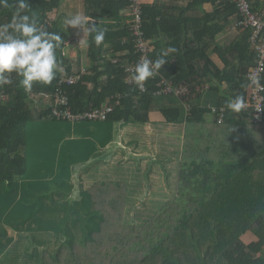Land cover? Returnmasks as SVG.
<instances>
[{
    "label": "trees",
    "instance_id": "trees-1",
    "mask_svg": "<svg viewBox=\"0 0 264 264\" xmlns=\"http://www.w3.org/2000/svg\"><path fill=\"white\" fill-rule=\"evenodd\" d=\"M204 1L191 0L188 8ZM8 3L14 5L15 0ZM28 3L39 20L38 26L60 34L64 45L58 51L61 63L50 85L34 84L26 93L18 86L20 78L13 74L12 85L0 86V179L16 178V182L28 170L30 122L65 120L53 113L58 89L67 94L73 111L94 109L104 103L114 105L109 118L112 121L145 123L152 103L159 100L154 79L148 80L145 93L129 82L127 68L137 59L130 27L107 24L119 18L123 10H131V0H83L85 14L105 31V42L100 47L95 46L91 36L87 38L91 65L85 72L76 68L66 52L75 43L59 22L61 0ZM13 11L14 7H0V21L3 18L5 24L9 23ZM142 12L144 32L155 48L151 60L167 53L168 62L158 74L171 80L176 89L187 87L179 97L192 107L186 119L178 195L145 223H130L125 219L128 184L97 182L87 189L80 207L74 206L76 201L69 203V209L64 210L66 223L52 221L59 241L42 238L37 243L45 247L33 254L24 251L20 263L264 264V120L254 124L249 112L237 113L225 106L237 95L246 100L249 83H233L229 97L219 95L216 105L225 108V119L223 123L205 124L203 116L211 110L197 100L203 95L213 63L207 58L205 69L199 72H192L188 66L190 60L205 56L204 50L199 52L202 43L189 47L188 29L182 20L166 16L155 4L142 5ZM161 34L163 45L158 43ZM169 48L177 51L169 53ZM214 74L220 83L221 74ZM72 75L81 77L74 84L61 83ZM211 92L217 95L220 89ZM184 108L165 106L160 110L168 121H182ZM208 129L213 134L206 139ZM208 148L213 153L205 152ZM53 206L58 209L55 202ZM71 218L74 220L69 222Z\"/></svg>",
    "mask_w": 264,
    "mask_h": 264
},
{
    "label": "crops",
    "instance_id": "crops-1",
    "mask_svg": "<svg viewBox=\"0 0 264 264\" xmlns=\"http://www.w3.org/2000/svg\"><path fill=\"white\" fill-rule=\"evenodd\" d=\"M140 2L142 5L155 4L166 16L179 17L183 22V26L188 29L186 43L189 47L196 46L198 41L202 43L203 47L199 52L203 53L204 50L205 56L197 60H190L188 66L192 72H199L205 69L207 58L213 63L209 66L211 72L205 78L203 95L197 100L198 104L207 106L211 110L204 114L203 120L205 124L212 125L217 121L214 108H224L216 105V98L219 95L229 97L228 89H231L233 83L247 81L246 76L255 64L253 54L255 51L250 39V29L236 27L235 23L238 15L232 0H205L202 4L190 8L188 7L191 0H140ZM252 6L254 10L262 11L264 0H252ZM186 8H188L187 11H182ZM76 13L86 15L83 0H61L59 22L62 23L63 27H65L63 23L65 17ZM132 19V11L127 9L121 12L119 18L113 21L109 20L107 24L129 26ZM2 23L5 24L3 21ZM67 30H70V38L75 43L67 47L68 57L72 59L76 68L85 71L90 66L85 65L84 56L81 55L83 50L87 51V45L79 43L83 33L71 27ZM194 33H197V36H194ZM145 37L150 46L154 48L152 40L146 34ZM158 40L159 45H163V34L159 36ZM110 54L111 51L109 50L108 55ZM214 72L221 74L220 83ZM158 75L163 77L160 74ZM214 88L220 89L217 95L211 92ZM186 89L187 87H182L179 90ZM179 94L157 93L159 98L166 97L170 99V97H173V104L165 105L166 103L160 100L161 98L153 102L149 119L145 123L134 120L112 121L108 119L106 121L72 123L73 128L69 125L58 126L57 128H62L61 133L63 135L60 145L56 140L55 142L56 147L61 149V157L54 160L59 163L62 162L63 166L54 165V168H65V162L68 159L63 154H75L78 159L82 154L90 152L94 156L92 159L89 156V158L82 161L83 164H86L83 169L87 171L86 169L92 168L97 173L90 180L89 177L86 180L87 182L84 181V176L77 179L76 186L80 196L70 194L63 196L62 201H59L58 197L55 196L53 199L54 196L48 193L50 198L48 207L43 209V212H49L51 222L45 224L44 227L51 228L52 218L54 215L57 217L59 212L62 213V218L66 217L64 210L69 209L70 202L85 201V192L97 182H124L128 184L125 219L130 223H145L148 219L154 217L168 202L174 200L178 195L181 183L180 172L183 164L186 119L192 108L190 103L180 101ZM179 105L185 107L182 121H168L160 110L165 106L175 107ZM43 128L47 130L44 131V133H47L45 137L49 138L50 133H53L49 125L44 124ZM118 130L119 134L122 135L119 141L117 140ZM137 132H140L141 136L136 141L133 134ZM66 134L67 139H65ZM211 134H213L212 130L208 129L205 131V138L208 139ZM73 136L76 138H73ZM40 139L39 135H32L31 133L30 141L28 127V148L30 143ZM117 145L122 147H117ZM33 148L36 149V147ZM210 148H208V151L205 149V152L211 151ZM127 152L133 154L127 157ZM134 155L138 156L142 163L141 168L138 170L130 163V160L133 161ZM33 158L30 162L27 153V173L17 182L16 178L13 181L0 179V264H16V248L21 245L22 239H20L19 232L16 230V186H20V182L25 180L33 192L32 198H39L47 190L45 187L50 188L53 181L58 182L61 186L71 185L73 182L69 179L64 180L62 173L57 180H52L50 175H43L44 171L51 173V163L45 161V158L37 160L35 155ZM66 171H68V168ZM141 171L147 172V179H144L141 175L139 176ZM34 202L37 201L31 200V214L38 219L39 224L36 225L38 228V226H43L42 219H44V215L41 214V210H38L39 207H34ZM53 202L57 204L58 209L53 206Z\"/></svg>",
    "mask_w": 264,
    "mask_h": 264
},
{
    "label": "clouds",
    "instance_id": "clouds-1",
    "mask_svg": "<svg viewBox=\"0 0 264 264\" xmlns=\"http://www.w3.org/2000/svg\"><path fill=\"white\" fill-rule=\"evenodd\" d=\"M0 7H14L10 22L0 25V86L12 85L13 74L20 78L18 86L26 93L32 90L34 84L50 85L61 63L58 51L62 50L64 39L60 34L38 26L39 20L28 0H15L14 5H10L8 0H0ZM63 23L66 28L71 27L83 33L79 43L87 45L89 36L96 47L105 42V31L89 16L76 13L65 17ZM176 51L175 48L168 49L169 53ZM166 55L164 53L155 60L143 59L136 64L132 82L141 91H146V82L168 62ZM251 83L264 91V84H261L259 77L252 79ZM225 106L239 113L246 107L245 97L237 95L227 100Z\"/></svg>",
    "mask_w": 264,
    "mask_h": 264
},
{
    "label": "rangeland",
    "instance_id": "rangeland-1",
    "mask_svg": "<svg viewBox=\"0 0 264 264\" xmlns=\"http://www.w3.org/2000/svg\"><path fill=\"white\" fill-rule=\"evenodd\" d=\"M72 1H76V0H72ZM3 19V18H2ZM2 19L0 21V24L3 25L2 23ZM3 21H6V19H3ZM66 31H68L70 33V30H67L68 28H66ZM84 56V61H85V65H91V61L87 56V51L83 50L82 54ZM161 98V97H160ZM159 98V99H160ZM160 100H162L163 102H165V105H171L173 104L172 100L173 97H170V99H167L166 97L161 98ZM77 122H82V121H70V120H59V119H50V120H46V121H32L30 122V126H29V134H30V141H31V133L32 135H39L41 137L40 140H34L32 143H30V146L28 148V155H29V161L32 162V160L34 159V155L35 158L37 160L43 159L45 158V161H48V163H51V173H47L46 171H44L43 175H50V177L52 178V180H57L58 178H60L61 173H62V177L64 180H72V184H68L65 186H61L58 182L53 181V183L51 184V189L49 187H45L47 190L44 191V195L37 198L34 197L32 198V194L33 192L30 190V187L27 185L26 182H20V186H16V230L19 232V236L21 242H20V246L16 248V260L17 258L19 259V264L20 261H23V256H24V251L27 254H33L35 252L36 249H40L39 247L43 248L45 247L40 246L39 243H37L38 241H40L42 238L44 239H51L52 242H58L59 241V235H56V233L54 232V228L50 227H44L45 224H48L50 221L49 218V212H43V209H45L46 207H48V201H49V197H48V193H51L54 197L53 199L56 197L59 198V201L63 199V196H67L70 194H73L74 196H80V192L79 190H77V186H76V182L77 179H80V177L84 176V181L87 182L86 180L89 178V180L91 178H94L96 175L95 173L91 169H86L87 171H85L83 168L86 166V164H83L82 161H84L85 159L89 158V156L91 157L90 159L93 158V154L88 152L85 154H82L78 159L75 156V154H63L66 155V159H68L65 162V168H61V169H57L54 168V165H61L63 166L62 162L59 163L57 160L54 159H58L59 157H61V149H59L58 147H56V142L55 140L59 143L60 145V141H61V137H62V133H61V129L62 128H57L58 126H71L73 128L72 123H77ZM44 124H48L50 127L51 132L50 133V137L46 138L44 131H47L46 129L43 128ZM36 130V131H35ZM119 130H118V137L117 140L119 141L120 138L122 137L121 134H119ZM135 140H139L141 133L137 132L136 134H133ZM67 137V134L65 135V139ZM73 138H76L75 136H73ZM33 147H36L33 148ZM117 147H122L121 145H117ZM118 148V149H120ZM36 151V152H35ZM131 154V152H127V157H129V155ZM133 154V153H132ZM131 154V155H132ZM130 155V156H131ZM130 163H132V165L135 167V169H140L141 168V161L139 159L138 156L134 155V159L133 161L130 160ZM68 168V171H66V169ZM129 172V171H128ZM136 175V174H135ZM142 176L144 179H147L148 175L146 171H141V174H139V176ZM20 179V178H18ZM70 185V186H69ZM71 190V192H70ZM47 192V193H46ZM32 198V199H31ZM31 200H36L37 202H34V207H39L38 210H41V214L44 215V219H42V223L43 226L38 228L36 227L37 224H39L38 219L34 218L33 214H31V207H32V203ZM80 201H76L74 203V206L76 207H80ZM64 203V202H62ZM70 205H72V202H70ZM34 211V209H32ZM34 213V212H32ZM62 213L59 212L57 214V217H53L52 221L53 224L55 223V220H60L61 222L66 223L67 222V218H61ZM22 216V217H21ZM69 222L73 221L74 219H68ZM52 224V225H53ZM42 228V229H40ZM41 231V232H40ZM41 250V249H40ZM30 264V263H29Z\"/></svg>",
    "mask_w": 264,
    "mask_h": 264
},
{
    "label": "built area",
    "instance_id": "built-area-1",
    "mask_svg": "<svg viewBox=\"0 0 264 264\" xmlns=\"http://www.w3.org/2000/svg\"><path fill=\"white\" fill-rule=\"evenodd\" d=\"M131 2L133 19L129 27L131 29V36L135 43L134 51L137 59L127 68V72L131 75L129 82L134 83L132 82V77L135 72L136 64L142 62L143 59H151L150 55L154 51V48L151 47L146 40L145 33L143 31L142 4L140 0H131ZM232 2L237 8L238 15L235 25L238 28L250 29V39L255 51V64L246 76L250 89L249 99L246 100V107L243 110L249 112L250 119L254 124H261L264 120V91L259 90L252 85L251 80L259 77L261 84H264V7L262 11H256L252 6V0H232ZM80 77V75L68 76L62 79L61 83L74 84L80 79ZM151 79L157 81V93L179 94L183 91L175 89L170 80L160 77L158 74ZM145 88L147 91L148 81L145 84ZM137 90L140 93L146 92L141 91L138 86ZM113 111L114 105L109 103H104L101 107L90 110L73 111L67 94L62 89H58L56 92L53 113L58 118L70 121H106L110 118ZM214 111L217 114V122L223 123L225 119V109L214 108Z\"/></svg>",
    "mask_w": 264,
    "mask_h": 264
}]
</instances>
